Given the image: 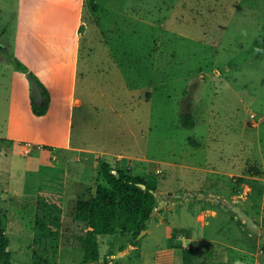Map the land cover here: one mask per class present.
Segmentation results:
<instances>
[{"label":"rangeland","instance_id":"obj_1","mask_svg":"<svg viewBox=\"0 0 264 264\" xmlns=\"http://www.w3.org/2000/svg\"><path fill=\"white\" fill-rule=\"evenodd\" d=\"M95 2L98 11L79 12L75 0H23L18 10V0H0L11 47L0 50L11 264L81 262L72 218L76 201L104 184L100 161L149 178L163 206L139 238L99 236V264H182L188 247L193 264H264V0ZM26 74L49 94L42 117Z\"/></svg>","mask_w":264,"mask_h":264},{"label":"trees","instance_id":"obj_2","mask_svg":"<svg viewBox=\"0 0 264 264\" xmlns=\"http://www.w3.org/2000/svg\"><path fill=\"white\" fill-rule=\"evenodd\" d=\"M86 2L91 11H98L99 6L95 0H86ZM0 50L10 52V46L4 38H0ZM16 66L21 68L17 62ZM39 87L42 90L43 103L40 106H36L32 100L30 103L31 112L36 117L44 116L49 105L47 91L41 85ZM179 120L185 129L194 127V119L190 114H181ZM0 142L8 141L0 138ZM41 148L52 149L46 146ZM99 173L104 184L97 185L93 195L80 198L75 204L69 246L82 254L79 264H99V236H112L122 232L130 233L134 238L138 237L139 233L146 229L150 214L158 205L154 195L157 190L156 185L146 176L132 175L125 169H112L104 161L99 162ZM247 173L252 177L262 175V172L255 167L249 168ZM241 181L239 178L238 182ZM139 185H144L145 190ZM47 198L46 195H41L38 212L45 213ZM131 245L135 246L134 243ZM10 257L0 213V263L11 264ZM181 260L182 264H193V252L190 247L181 248Z\"/></svg>","mask_w":264,"mask_h":264},{"label":"water","instance_id":"obj_3","mask_svg":"<svg viewBox=\"0 0 264 264\" xmlns=\"http://www.w3.org/2000/svg\"><path fill=\"white\" fill-rule=\"evenodd\" d=\"M26 78L28 79L31 86V100L36 106H40L44 101L42 90L39 87L38 83L33 79V77L30 74H26ZM139 186L142 190H145L144 185H139ZM154 195L156 196V192L154 193ZM162 206L163 204L158 203L157 207L152 210L150 214V219L156 214L158 210H160ZM229 208L237 216V218L241 219L244 225L248 227L253 233L257 234L259 232V226L244 211L240 210V208L235 207L233 205H229ZM144 233L145 230L141 231L138 235V238Z\"/></svg>","mask_w":264,"mask_h":264},{"label":"crops","instance_id":"obj_4","mask_svg":"<svg viewBox=\"0 0 264 264\" xmlns=\"http://www.w3.org/2000/svg\"><path fill=\"white\" fill-rule=\"evenodd\" d=\"M75 1H77V4H78V10H79V12H83L84 11V9L87 7L86 5H87V2H86V0H75ZM96 3V2H95ZM18 6H17V10L23 5V0H18ZM97 4V3H96ZM98 5V4H97ZM99 6V5H98ZM100 7V6H99ZM100 10H101V8H100ZM99 10V11H100ZM17 13H18V11H17ZM17 13H16V18L18 19V15H17ZM20 21H17V23H19ZM82 25V22L81 21H77V23H76V27H75V29H74V34H75V36H77L76 37V39H81L80 38V33H79V29L81 28V27H83V26H81ZM84 32V31H83ZM7 37V27L6 28H1L0 27V38L2 39V38H4V37ZM4 39H6V38H4ZM7 41H8V39H6ZM8 44H9V42H8ZM9 46H10V44H9ZM10 49H11V47H10ZM76 57H74L73 58V74H72V81H73V78H74V71H75V68H76ZM20 64V63H19ZM21 65V64H20ZM21 69L22 70H25V68H24V66H23V68H22V65H21ZM49 95V94H48ZM75 103L77 104L78 102L77 101H75ZM49 104H50V98H49ZM48 110H49V106H48ZM47 110V113L49 112ZM46 113V114H47Z\"/></svg>","mask_w":264,"mask_h":264}]
</instances>
